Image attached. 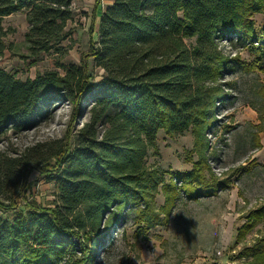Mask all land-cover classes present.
Segmentation results:
<instances>
[{"label": "trees", "instance_id": "trees-1", "mask_svg": "<svg viewBox=\"0 0 264 264\" xmlns=\"http://www.w3.org/2000/svg\"><path fill=\"white\" fill-rule=\"evenodd\" d=\"M74 1L0 0V57L7 49L3 19L18 12L26 13L25 39L34 56L63 51L72 37ZM257 13H264V0H115L101 12L98 39L79 65L26 79L0 67V136L32 127L47 103L72 102L76 115L94 100L91 118L74 133L68 128L64 139L37 143L16 157L0 152V193L20 189L7 197L11 204L0 202V210L19 207L34 169L52 178L57 190L53 206L27 202L13 219L0 215V264H62L75 250V236L85 241L80 264H92L99 247L86 243L106 235L101 224L111 229L129 208L150 224V188L162 183L170 209L181 191L191 199L217 194L223 184L213 178L209 135L219 123L218 103L228 98L224 79L233 62L246 72L264 71V27L255 25ZM223 40L230 46L243 42L254 60L228 56ZM91 56L105 73L98 81L89 70ZM257 94L261 102L251 107L258 114L253 139L259 147L264 83ZM189 129L198 154L192 169L175 172L168 183L152 176L145 158L158 132L177 136ZM245 219L239 241L264 221V202ZM244 251L243 264H264V236Z\"/></svg>", "mask_w": 264, "mask_h": 264}, {"label": "rangeland", "instance_id": "rangeland-1", "mask_svg": "<svg viewBox=\"0 0 264 264\" xmlns=\"http://www.w3.org/2000/svg\"><path fill=\"white\" fill-rule=\"evenodd\" d=\"M73 13V20L68 23L72 37L62 43L64 50L39 56L31 53L25 39L28 28L25 13L6 17L3 23L7 30V49L0 57V67L26 79L49 70L64 72L71 64L79 65L85 59L84 55L90 52V42L97 37L94 30L98 18L85 0L73 2ZM253 19L258 28L264 27V13L255 14ZM220 46L228 56H239L240 62L254 60V55L243 42L230 46L229 41L223 40ZM88 64L93 79H102L105 73L96 65L93 56L89 57ZM224 80L229 86L226 89L228 98L218 103L219 123L209 135L208 150L213 178L219 179L223 187L215 195L198 199L188 198L185 191L180 190L171 209L162 183L157 188H150L151 208L150 211L147 209L149 221H146L150 224L140 220L132 208L127 209L111 229L106 230L101 224L99 232L101 236L106 235L98 243L97 239L86 243L93 250L99 247L92 264H243L247 260L244 249L264 236L263 221L243 240L237 239L238 228L244 223L245 216L264 202V159L255 155L253 139V124L259 120L251 107L261 102L257 90L264 83V71L246 72L236 60ZM93 102H85L76 115L72 102L45 104L32 127L22 131L11 129L1 134L0 152L16 157L37 143L49 145L64 139L68 128L74 133L91 118ZM194 140L192 129L177 136L160 130L155 146L147 152L146 168L152 176L166 183L175 172L190 171L198 159ZM49 161L54 163L55 160ZM26 189L18 198L19 207L0 210L1 216L13 219L15 212L25 210L27 202H36L42 207L54 205L55 181L37 169L30 173ZM19 192L17 188L14 192L8 189L7 193H0V202L11 204L7 197ZM84 244L82 238L75 236V250L66 253L62 264H80Z\"/></svg>", "mask_w": 264, "mask_h": 264}, {"label": "crops", "instance_id": "crops-1", "mask_svg": "<svg viewBox=\"0 0 264 264\" xmlns=\"http://www.w3.org/2000/svg\"><path fill=\"white\" fill-rule=\"evenodd\" d=\"M76 1L77 0H75L74 1V3H76ZM95 1L96 0H85V3L87 4V5H89L90 4V7L92 8V9H94V6H95ZM113 1H115V0H102V3L98 6V8H97V16H96V18H98V21H97V27H96V29L94 30L96 33H97V37L96 38H94V40H96V39H98V31L100 30L99 29V24H100V15H101V12H103L104 11V9L109 5V3L110 4H112L113 3ZM18 13H20V12H18ZM25 13V12H24ZM15 14H17V13H15ZM15 14H11V15H8V16H6V17H12V16H14ZM5 17V18H6ZM25 17H26V13H25ZM4 18V19H5ZM4 19H3V22H4ZM26 21H27V18H26ZM3 25H4V23H3ZM5 26V25H4ZM28 26V21L26 22V27ZM28 29V28H27ZM264 102V101H263ZM257 116H258V114H257ZM259 122V121H258ZM259 136H260V146L259 147H256V156L257 157H260V158H263L264 159V129L260 132V134H259ZM246 220V219H245ZM245 222V221H244Z\"/></svg>", "mask_w": 264, "mask_h": 264}]
</instances>
